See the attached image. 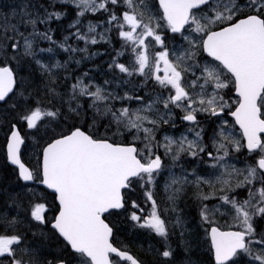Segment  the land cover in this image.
<instances>
[{
	"label": "snow or ice",
	"instance_id": "1",
	"mask_svg": "<svg viewBox=\"0 0 264 264\" xmlns=\"http://www.w3.org/2000/svg\"><path fill=\"white\" fill-rule=\"evenodd\" d=\"M56 2L49 0V7H43L33 5L29 0L18 6L19 11L14 8L10 15L0 16V101H6V97L15 94V88L20 87L22 91L18 95L29 106L19 120L25 122L28 129L39 132L46 120L51 124L65 115L63 104L60 108L54 106L59 93L52 85L56 83L53 69L66 67L68 63L48 65L35 59L32 37L50 41L69 53L70 59L71 54L86 53L87 47L69 45V37L84 41L86 46L97 44V36L99 40L107 39L104 33L96 32L97 25L92 23L87 32L81 31L79 18L89 12L109 13L106 32L115 31L122 41L121 50L112 58L109 69L118 70L127 77H142L141 84L134 86L136 91L149 83L159 91L155 95L146 94L151 98L145 103V96L128 92L120 96L78 77L71 85L69 97L68 116L73 123L68 125L66 133L62 131L55 135L40 149L42 163L35 170L22 162L21 145L25 139L15 124L11 126L7 136V160L18 169L19 180L38 182L51 189L57 210L49 217L47 202H39L42 197H36V202L23 207V218L19 211L21 204L15 201L16 215L0 210V229L3 230L0 231V264H68L63 259H40L41 248L25 243L27 229L22 231L25 220L29 225L33 222L37 226L50 224L51 235L58 234L63 239L64 246L70 247L79 264H144L126 247L121 249L113 245L114 226L104 218L110 210H122L126 205L133 209L128 219L134 228L162 238L164 250H157V255L166 259L173 258L175 250L169 243L170 222L165 219V214H174L176 218L171 227L181 230L185 252L180 264H192V247L184 241L185 220L176 206L184 187L189 184H195L198 189L196 199L200 202L201 224H213L206 230V235L214 264H240L241 260L244 264H264V226L260 224L264 221V0H71L78 11L77 19L68 27L76 31L70 32L62 42L53 39L51 29L44 32L37 29V24L59 20L65 15L49 10ZM37 7H43V15L39 10L29 11ZM17 16L20 17L18 22L12 23L11 18ZM21 25L31 26L32 31L25 35L20 31ZM164 29L180 33L187 48L175 50L174 46L166 44ZM184 31L188 35H184ZM21 47L23 55L34 59L41 72L48 76L46 92L39 99L31 100L32 93L25 96L30 85L26 86L23 78L18 80L15 70L7 62L19 61L17 54ZM8 49L13 52L10 57ZM39 51L52 52L53 49ZM200 52L211 59L204 64L197 62L195 58ZM126 54H130L131 60L127 64L120 63L118 57ZM111 83L105 81V85ZM121 83L131 81L122 80ZM229 88H234L237 97L234 101L226 100L222 94ZM81 97L91 98L88 108L94 109L96 115L109 118L104 135L91 131L97 124L95 116L89 131L75 123L83 105L77 103L72 107L71 101ZM45 100L49 107L45 106ZM117 100H134L139 106L117 108L112 103ZM161 104L162 112L158 107ZM100 105H103L102 112ZM17 106L13 103L12 108ZM176 110L182 113L180 122L190 124L186 133H191L193 138L182 133L178 138L165 135L162 140H157L161 125L176 127ZM201 115L212 123L219 120L212 128L211 151L204 143L208 133L198 119ZM225 115L239 126L240 139L233 135L234 126L229 125ZM64 122L67 123V119ZM113 126L116 131L109 137L106 133ZM44 134L48 135L47 128ZM116 136L125 140L131 137V141L117 142ZM159 149L164 150L163 156ZM242 149L255 156L253 163L243 169L226 163V158ZM202 154L211 161L208 166L214 172L218 170L219 174L213 179L211 173L201 176L193 169L194 181L189 179L190 174L186 171L182 176L171 175L164 187L166 203L171 207L162 211L156 199V186L157 177L165 168L164 157H170L174 166L182 156L200 159ZM200 162L205 161L200 159ZM134 185L139 187L147 211L136 199L127 198L126 190L135 191ZM203 185L211 191L199 190ZM242 189H247L244 198H240L237 191ZM211 200L219 203L209 208L204 202ZM218 213L231 216L230 230L222 231L215 226L212 217ZM32 236L37 233L33 232ZM39 236L48 238L43 231ZM147 251L151 252L152 248Z\"/></svg>",
	"mask_w": 264,
	"mask_h": 264
},
{
	"label": "rangeland",
	"instance_id": "2",
	"mask_svg": "<svg viewBox=\"0 0 264 264\" xmlns=\"http://www.w3.org/2000/svg\"><path fill=\"white\" fill-rule=\"evenodd\" d=\"M29 0H0V5H2V8L0 7V16L4 15H10L12 10L15 8L17 11H19V5L22 3H28ZM31 3L33 5H43V7H49V0H31ZM6 6V8H4ZM43 7H37V8H30L29 11L35 13L37 10L43 15ZM158 8V6H157ZM50 11H60L63 12L65 15H63L59 20L53 19L51 21H48L45 24H37V29L39 32H44L48 29H51V34L53 36V39L57 42H62L65 36H68L70 32H75V28L69 29V25L77 19L76 12L78 9L75 7V5L71 2V0H57V2L49 8ZM113 9L110 8V11ZM116 11H119V9H116ZM109 13L105 12H97L95 14L89 12L86 13L85 16L80 17V29L82 32H87V27L89 23L97 25L96 32L97 33H104L107 39L105 40H99V37L97 36L98 43L97 44H88L85 45L84 41H77L75 37H69L67 43L71 45L72 47H78V48H85L87 47V52H80V53H74L70 54L67 52H64L56 45L52 44L50 41L43 40L39 37H32L34 41V50L36 52V59L41 60L42 63L47 64L46 61H44L41 58H39L40 54H51L52 52H41L39 49H47L52 48L53 50L58 49L62 54L65 55L69 60H71L66 67H64V72L66 74V79L63 83V85L66 88V95L62 97L63 99V106H67V111L69 108V97L71 95V85L76 82V79L78 77H84V82L87 83L89 80H91L94 84L103 86L107 89L108 92H116L118 95L123 96L125 92H128L130 95H141L145 96V103L148 102V100L151 98L149 97L148 93H155L159 91V89H155L151 83H149L147 86L143 87L142 90L136 91L134 89V86H138L141 84L142 77L134 76V77H127L125 74L119 73L118 70L113 71L110 70L108 65L112 62V58L116 56L117 51L121 50V44L122 41L118 37L117 33L115 31L112 32H106V29L108 28V25L106 23L108 19ZM19 16L15 18H11L12 23H17L19 20ZM20 31L23 32L25 35H28L32 28L31 26H20ZM164 32L167 36L166 44H168L170 47L174 46L175 50H182V48H187V42L184 41L183 36L180 33H171L167 29H164ZM184 35H188L187 31H184ZM20 44H23V41H20ZM95 55H92V54ZM100 53V54H99ZM13 55V52L11 49H8V56L10 57ZM20 59L17 60H8L7 62H11L13 64H20L22 60L28 59L31 57H27L23 55V48L21 47L20 52L17 54ZM196 61L204 64L210 58L205 56L203 52H200L196 56ZM131 60L130 54H126L124 56L118 57V61L120 63L127 64ZM79 61V63H77ZM38 66V65H37ZM85 74H87L85 76ZM199 75L200 73L197 71L196 73ZM191 75H189V79H191ZM100 79L101 81H98ZM122 80H130L131 83L123 84L121 83ZM105 81H112L110 85H105ZM92 91H95V88L91 89ZM234 88L225 89L222 94H225V99L234 101L237 97L233 93ZM167 95V93H164ZM91 98L88 97H81L78 101H71V106L76 107L77 103H80L83 105V107L80 109L81 116L75 120L76 124L83 125L85 124L86 127L89 129V125L93 122V117L95 116L97 120L96 127L92 128V132H98V135H104L105 134V125L108 124L109 118L103 117L100 115H96L95 110L88 108V104H90ZM112 103L115 104V107L120 108L125 105H130L132 108L138 107V103L136 101H113ZM62 104V103H61ZM160 111H163V105L158 106ZM101 112L103 111V105H100ZM24 114V113H23ZM180 113L179 110H176V127H172L169 125H161V129L157 132V140H162L165 135L172 136V137H180L182 133H185L188 135L189 139L193 138V135L191 133H186V129L190 127L189 123H181L179 120ZM225 119L229 121V125H233L232 128L233 135L236 139L241 138V133L239 129L234 125L233 120L227 117V115L224 116ZM198 119L201 122V126L204 127L207 130V135L204 137V143L208 144L209 151L212 150L211 147V141L210 136L212 132V128L215 127L216 124L219 123V120H215V123H212L206 119L204 115L198 116ZM215 119V118H213ZM70 121L73 123V120L70 118ZM23 122V121H21ZM45 128V123L41 125L40 131L41 132ZM90 130V129H89ZM23 131H25V137L29 138V147H27L28 153L32 151V157L31 160L35 161V150L38 147V142L35 137H33L30 133L31 131H36L35 129H28L26 126V123L23 122ZM115 126H113L111 131H108L107 133H110V135H113V132H115ZM38 133V132H37ZM117 139H123L120 136H116ZM131 141V137H128L126 142ZM138 146H142V144L138 143ZM163 149H159V154L163 156ZM200 159L205 161L204 163L200 162ZM200 159H195L188 156H182L178 163H176L173 166V162L170 157H164L165 161V168L162 171V174L157 177V186H156V199L158 203L160 204V208L163 211L164 208L171 207L168 203H166L167 200V194L164 191L165 183L169 180L171 175L175 176H182L184 172L186 171L189 173V179L195 180V176L191 175L193 172V169L196 170L197 175L206 176L208 174H212L211 178H215V175L219 174V171H213L208 165L211 163V161L208 160V157L206 154H202ZM255 160V156L251 155L246 151L245 149H242L239 153L233 152L228 158H226V163L229 165H234L237 168L243 169L247 164L253 163ZM241 179L243 177H240ZM259 186V185H257ZM135 191H129L127 190L126 196L129 200L136 199L142 207L145 208V211H147L148 206L144 204L143 198L140 192V189L138 186L134 185ZM204 192L211 191L207 185H203L201 189ZM198 191L195 184H189L184 187V191L180 194L176 206L179 210V212L182 214L184 220H185V227L187 228V232H185L184 235V241L188 242L191 247L192 251L191 254H194L195 252L201 253V250H196L198 246L194 243L196 241V238L193 236L189 221L184 217L185 212L181 208V200L182 195L186 194L189 200V203L191 206H193L192 214L196 216L199 215V208H200V202L196 199V192ZM239 192L240 198H244L247 194V189L237 190ZM204 203H207L209 205V208H211L214 204L219 203L218 200H211V201H205ZM127 206V205H126ZM127 210L122 212V215H124L125 224H123L121 230L118 233L117 240L119 241L120 248L124 249L125 247L129 252H131L135 257H137L139 260L142 261V258L145 256H152L155 257V259H160L162 264H180V262L185 257V252L183 250V242L181 240L180 232L181 230L179 228H172L171 223L175 221V215L174 214H165V219L168 220L169 227L171 234L169 238L173 239L171 247L175 250L174 257L171 259L163 258L160 255H157V250L159 252H162L164 250V244L162 238L157 237L155 234L149 235L147 231L143 229H138L133 227V222L128 219L129 213L133 211L130 206H127ZM223 211V210H222ZM186 216V215H185ZM188 216V215H187ZM212 220L214 221V224L217 223L223 227H230L233 223L231 216L229 215H221L216 214L212 217ZM196 222L199 223L198 228L200 229L198 232L201 234V236L205 235V231L207 230V225L210 223L201 224L200 220H197ZM28 223V222H27ZM261 226H264V221L260 222ZM195 229L196 225L193 224ZM45 225H39L35 227V233H37V236H39V233L44 229ZM50 229V228H49ZM143 236L145 239H141L140 236ZM33 237L32 240L27 239V243L30 244V242H33L36 237ZM150 236H153V241L150 238ZM32 238V237H31ZM58 238V237H57ZM43 240V239H42ZM45 240V238H44ZM193 245V246H192ZM36 246V245H35ZM151 247L152 251L148 252L147 249ZM204 250V249H203ZM149 258V257H148ZM191 259L192 255H191ZM150 260V259H148ZM45 261V260H42ZM159 261L157 260V263ZM205 264H208L207 261H204ZM69 264H79V260L77 258H74L73 256L70 258ZM192 264H201L200 261H193ZM240 264H244L243 260L240 261Z\"/></svg>",
	"mask_w": 264,
	"mask_h": 264
},
{
	"label": "trees",
	"instance_id": "3",
	"mask_svg": "<svg viewBox=\"0 0 264 264\" xmlns=\"http://www.w3.org/2000/svg\"><path fill=\"white\" fill-rule=\"evenodd\" d=\"M0 7L2 8V5H0ZM4 8H6V6ZM41 57L44 61L47 62L48 65L54 64L56 62L64 64L66 61L68 63L71 61L67 57H65V55L62 54L58 49L53 50L52 53L49 55L40 54L39 58ZM8 63L9 66L15 70L17 74V79L20 80L21 78H23L26 82V86L30 85L28 87V91L25 93V96H27L28 93H32L33 95L31 97V100L39 99L44 96L46 92L45 85L48 83V76L47 74L41 72L40 67L37 66L34 59H24L18 65L13 64L11 62ZM53 72L55 74L56 83L52 86L55 87L56 92L59 93V95L54 100V106L60 108L63 104L62 97L66 95V88L63 85L66 79V74L64 72V67L53 69ZM98 81L101 80L98 79ZM20 91H22V89L20 87H16L15 94L12 93L6 99V101L0 103V210H3L6 213L10 212V215H16L18 210L15 206V203H13V201H15L16 203L21 204V209L19 211L21 214V218H23V207L27 206L30 202H36V197H42L39 202H47L49 206V211L47 215L49 217H52L55 214V211L57 210L54 195L45 191L42 187L37 185L36 182H33L32 184H22L17 179L15 169L11 168L6 164L4 147L10 128L13 124H15L25 139V143L23 144L21 149V160L26 164L27 167L35 170L40 165V149H42V147L46 145V143L50 142V139L54 138L55 135H59L62 131L66 133L68 131V125L72 124V122L70 121V117L68 116L67 106H63L62 112L65 115L61 116L56 121H52L51 124L48 123V120L45 121V128H47L48 135L44 134L45 128L38 133L36 131H31L30 134L35 137L38 142V147L35 150V161L33 164V161L30 158L32 157L33 153L32 151L29 153L27 151V147L30 146L28 143L29 138L25 137L26 132L23 131V122L19 120V116L23 114V110L29 106V103L25 102L18 95ZM48 99H51V97H49ZM13 103H16L18 105L15 109L12 108ZM45 106L49 107V105L47 104V100H45ZM66 119L67 123L64 122ZM82 126L85 131H89L85 124H83ZM106 134L109 137H112L110 133ZM115 140L117 142L127 143L126 140L117 138H115ZM122 212H124V209L118 212H110V214L104 216L105 221L110 225L114 226V235L112 237V242L119 248L120 244L117 240V236L123 224H125L124 215H122ZM35 227V222L29 225L27 223V220H25V224L22 229V231L24 229H27V238L25 243H27V239H33L32 233L35 231ZM0 231L3 230L0 229ZM42 231L48 234L47 239L44 240V237L37 236L33 242H30L33 247L41 248L42 255L40 259L45 261H55L57 259H63L66 260L69 264L70 258L73 256V254L69 250V248H66L64 246L65 243L59 238H57V236L51 235L49 224L47 226H44V229ZM194 243L198 244L197 241H195ZM192 258V260L195 262L200 261L201 263H203V260L201 259H206L207 261H209L206 256H199L198 254H193ZM157 260L159 261L158 263ZM150 263L162 264L160 259H155L152 256H150Z\"/></svg>",
	"mask_w": 264,
	"mask_h": 264
},
{
	"label": "flooded vegetation",
	"instance_id": "4",
	"mask_svg": "<svg viewBox=\"0 0 264 264\" xmlns=\"http://www.w3.org/2000/svg\"><path fill=\"white\" fill-rule=\"evenodd\" d=\"M227 117L230 118L229 116H227ZM185 123H188V122H185ZM181 208L185 212L186 216L184 215V217L189 221L191 232H192L193 236L196 238V241L198 243V244H196V246H198V248L196 250H201V253L195 252L194 254H196V255L198 254L199 256L203 255L204 257L206 256L209 259V261H210L209 262L206 259L205 260L201 259V260H203L202 261L203 263H201V264H205L204 261H207L208 264H214L213 255H212V252L210 251V240H209L208 236L206 235V231L204 233L205 235H203V236H201V234L198 232L200 230L198 228L199 223L196 222V221L200 220V217H199L198 214L196 216H194L192 214L193 206L190 205L188 197H187L186 194L182 195ZM127 209L128 208L126 206L124 211H126ZM193 224L196 225V229H195ZM206 225H207V228H206L207 230H210L211 226H213V224H206ZM215 226H219L222 231L230 230V227H223V226H221V225H219L217 223H215ZM140 238L144 239L142 235L140 236ZM149 239H151L153 241L154 238H153V236H150ZM172 241H173V239L169 238V243L170 244H172ZM191 255L193 256V254H191ZM148 259H150V256H145V257L142 258V261L144 262V264H151L150 260H148ZM211 261H212V263H211Z\"/></svg>",
	"mask_w": 264,
	"mask_h": 264
},
{
	"label": "water",
	"instance_id": "5",
	"mask_svg": "<svg viewBox=\"0 0 264 264\" xmlns=\"http://www.w3.org/2000/svg\"><path fill=\"white\" fill-rule=\"evenodd\" d=\"M157 5H158V3H157ZM205 56H207V54L206 53H203ZM208 58H210V57H208ZM211 59V58H210ZM233 93H234V95L236 96V94H235V91L233 90ZM12 93H10L9 94V96L11 95ZM8 96V97H9ZM8 97H6V99L8 98ZM4 101H0V103H3ZM230 117V116H229ZM231 118V117H230ZM232 119V118H231ZM233 120V119H232ZM234 122V121H233ZM236 127L239 129V126L238 125H236ZM239 131H240V129H239ZM241 133V132H240ZM8 135H10V131H9V133H8ZM22 136V135H21ZM21 148H22V145H21ZM4 150H5V158H6V163H7V165L8 166H10V167H12V168H14L15 170H16V172H17V177H18V169H16V166L15 165H12L8 160H7V139H6V143H5V148H4ZM246 151H247V149H245ZM42 163V151H41V156H40V164ZM21 183H23V184H32L33 183V181H29V182H25V181H22V180H19ZM40 187H42L43 189H45L48 193H50V194H53V192H52V190L51 189H47L46 188V186H44V185H42V184H39V183H37ZM54 195V194H53ZM55 203H56V201H55ZM111 211H119V210H110V212ZM108 213H106L105 215H107ZM104 215V216H105ZM49 227H50V224H49ZM57 237H58V234L56 235ZM59 238V237H58ZM60 240H62L63 241V239L62 238H59ZM64 242V241H63ZM65 243V242H64ZM69 248V250L72 252V250L70 249V247H68ZM214 260V259H213Z\"/></svg>",
	"mask_w": 264,
	"mask_h": 264
},
{
	"label": "bare ground",
	"instance_id": "6",
	"mask_svg": "<svg viewBox=\"0 0 264 264\" xmlns=\"http://www.w3.org/2000/svg\"><path fill=\"white\" fill-rule=\"evenodd\" d=\"M9 1V0H8ZM100 54V53H99Z\"/></svg>",
	"mask_w": 264,
	"mask_h": 264
}]
</instances>
